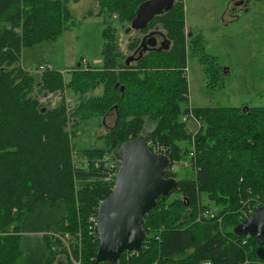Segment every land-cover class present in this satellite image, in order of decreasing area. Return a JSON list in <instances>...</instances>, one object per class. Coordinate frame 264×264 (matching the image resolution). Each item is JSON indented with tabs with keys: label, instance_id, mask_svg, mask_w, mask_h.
Instances as JSON below:
<instances>
[{
	"label": "trees",
	"instance_id": "obj_1",
	"mask_svg": "<svg viewBox=\"0 0 264 264\" xmlns=\"http://www.w3.org/2000/svg\"><path fill=\"white\" fill-rule=\"evenodd\" d=\"M148 1L97 0L103 65L76 68L69 83L61 72L44 71L37 94L62 96L44 111L22 54L72 30L68 0H0V264H60L59 257L61 264H109L97 263L100 240L91 221L115 185L104 156L120 161V148L140 137L167 150L170 168L179 165V172H166L178 187L144 217L143 249L114 264H264L258 238L238 233L264 209V107H184L190 56L208 76L224 74L204 38L189 37L183 0L135 31L160 26L154 36L163 43L141 55L143 40L136 38L129 46L135 60L127 64L120 33ZM65 89L81 97L73 110ZM111 114L114 123L100 137L106 148L77 153L79 123ZM202 194L215 219L201 218L212 213Z\"/></svg>",
	"mask_w": 264,
	"mask_h": 264
},
{
	"label": "rangeland",
	"instance_id": "obj_2",
	"mask_svg": "<svg viewBox=\"0 0 264 264\" xmlns=\"http://www.w3.org/2000/svg\"><path fill=\"white\" fill-rule=\"evenodd\" d=\"M245 0H183L185 7L186 28L194 36H202L205 50L214 57L223 70L218 79L208 76L197 58L189 57L186 76L189 84V108H244L264 107V0H248L245 8L235 10V3ZM69 3V4H68ZM75 25L71 31L56 42L26 48L22 54V68L36 78V95L40 108L44 111L53 109L62 97L60 93H39L41 66H51L61 72L65 83H69L71 73L76 68L101 67L104 52V21L97 16V0H68ZM93 11V15H88ZM157 29V30H156ZM163 32L160 26L149 29L148 33L121 31V48L127 60L134 56L129 46L136 38ZM66 103L71 110L81 100L80 95L65 89ZM63 95V94H62ZM70 110V111H71ZM115 115L104 120L94 118L79 123L77 137L72 140L74 150L105 149V141L100 138L112 127ZM192 130H194L192 128ZM78 160V159H76ZM172 165V163H171ZM171 167V166H170ZM179 172V165L168 171ZM175 196L171 197V200ZM203 206L214 204L206 194H202ZM216 213V212H215ZM59 263L65 257H59Z\"/></svg>",
	"mask_w": 264,
	"mask_h": 264
},
{
	"label": "water",
	"instance_id": "obj_3",
	"mask_svg": "<svg viewBox=\"0 0 264 264\" xmlns=\"http://www.w3.org/2000/svg\"><path fill=\"white\" fill-rule=\"evenodd\" d=\"M174 4L175 0H149L142 4L126 33L145 30L155 17L170 12ZM243 5L244 1L235 3L236 8ZM187 32L189 37L193 36L191 29ZM156 46L157 38L154 33L150 34L143 39L140 54ZM134 60V56L130 57L126 63ZM120 161L113 191L98 207L95 224V233L100 240L97 263L114 264L124 253L140 252L146 241L144 217L157 207L159 198L170 195L178 187L176 179L166 178L170 158L153 153L144 137L124 144L120 148ZM238 233L258 238L261 246L257 256L264 262V209L247 218Z\"/></svg>",
	"mask_w": 264,
	"mask_h": 264
},
{
	"label": "built area",
	"instance_id": "obj_4",
	"mask_svg": "<svg viewBox=\"0 0 264 264\" xmlns=\"http://www.w3.org/2000/svg\"><path fill=\"white\" fill-rule=\"evenodd\" d=\"M46 70H52L51 66L47 65V66H41L40 67V72H44ZM186 120H187V118L184 119V121H186ZM147 146L153 153L167 156V150L165 148H163L162 146H160L159 144H152V142H150L147 144ZM191 156H194V152H191ZM104 160L109 162V165L111 167L112 176L110 178L117 177V174L120 170L121 161L116 160V159H112L108 155L104 156ZM189 165L190 164L188 161L183 162L184 167L187 168V167H189ZM201 215H202L201 218L203 220L204 219H215V215L211 212H204ZM91 221L94 222V224H96V218H92Z\"/></svg>",
	"mask_w": 264,
	"mask_h": 264
},
{
	"label": "flooded vegetation",
	"instance_id": "obj_5",
	"mask_svg": "<svg viewBox=\"0 0 264 264\" xmlns=\"http://www.w3.org/2000/svg\"><path fill=\"white\" fill-rule=\"evenodd\" d=\"M247 3H248V0H245V5H243V6H241V7L245 8L246 5H247ZM241 7H238L237 9H239V8H241ZM234 9L237 10L236 7H235ZM156 38H157V47L159 48V47L162 46L163 40H162V37L159 36V35H157ZM143 39H144V38H143Z\"/></svg>",
	"mask_w": 264,
	"mask_h": 264
},
{
	"label": "bare ground",
	"instance_id": "obj_6",
	"mask_svg": "<svg viewBox=\"0 0 264 264\" xmlns=\"http://www.w3.org/2000/svg\"><path fill=\"white\" fill-rule=\"evenodd\" d=\"M204 220H206V219H204Z\"/></svg>",
	"mask_w": 264,
	"mask_h": 264
}]
</instances>
